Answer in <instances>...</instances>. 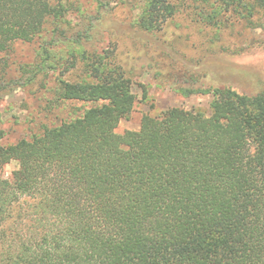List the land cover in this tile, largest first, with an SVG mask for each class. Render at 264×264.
Here are the masks:
<instances>
[{"label": "trees", "instance_id": "1", "mask_svg": "<svg viewBox=\"0 0 264 264\" xmlns=\"http://www.w3.org/2000/svg\"><path fill=\"white\" fill-rule=\"evenodd\" d=\"M96 3L67 39L70 0H0V100L34 82L49 57L43 47L39 65L5 82L3 56L50 32L68 44L62 76L78 72L77 81L58 79L56 100L100 103L12 145L0 129V264H264V90L199 91L214 96L209 116L170 109L117 134L135 97L114 50L83 47L108 5ZM180 8L144 0L135 24L158 32ZM184 9L221 30L252 24L264 0H189Z\"/></svg>", "mask_w": 264, "mask_h": 264}, {"label": "rangeland", "instance_id": "2", "mask_svg": "<svg viewBox=\"0 0 264 264\" xmlns=\"http://www.w3.org/2000/svg\"><path fill=\"white\" fill-rule=\"evenodd\" d=\"M72 10L65 17L66 38L80 32L94 15L97 0H70ZM92 39L83 42L90 53L114 50L116 62L130 80L135 97L133 110L121 120L117 134L137 131L143 116L157 117L170 109L201 111L210 115L214 96L199 91L232 87L241 93L256 94L264 90V15L252 20L225 21L221 30L207 28L188 15L189 0H169L182 5L180 11L160 31L145 33L135 22L144 0H105ZM65 38L52 39L44 33L32 43H15L3 56L4 81L21 79L22 68L40 64V52L49 57L41 64V73L24 88L9 87L0 100L2 145H12L40 135L45 128L70 122L100 103L57 101L58 79L77 81L78 72L61 74L68 58ZM192 92V94H190ZM17 169L11 162L4 166L2 177L9 179Z\"/></svg>", "mask_w": 264, "mask_h": 264}]
</instances>
